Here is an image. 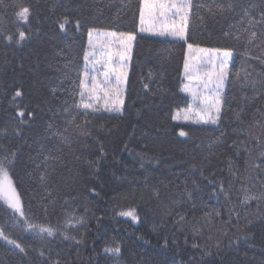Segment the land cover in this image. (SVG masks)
Instances as JSON below:
<instances>
[{"label":"trees","instance_id":"16d2710c","mask_svg":"<svg viewBox=\"0 0 264 264\" xmlns=\"http://www.w3.org/2000/svg\"><path fill=\"white\" fill-rule=\"evenodd\" d=\"M232 2L223 15L194 7L188 29L189 43L233 50L227 103L212 125L172 119L190 104L182 91L187 45L139 32V0H0V148L16 154L10 175L27 219L55 229L49 236L23 223L4 227L14 214L0 200V227L25 248L0 238V264H264V200L242 202L245 190L264 192L254 169L261 149L250 145L249 155L241 147L237 156L230 147L238 138L236 113L243 109L251 125L264 106V99L245 98L255 94L242 79L247 72L257 88L264 83V0ZM18 3L31 9L27 23L15 15ZM205 3L213 0H193ZM63 17L70 22L61 29ZM93 28L137 35L124 109L79 115L80 128L65 133V102L72 115L84 111L75 105ZM18 30L26 33L20 43ZM251 31L257 41L248 46ZM128 208L138 221L118 214ZM116 246L119 255L105 251Z\"/></svg>","mask_w":264,"mask_h":264},{"label":"snow or ice","instance_id":"6c2138e0","mask_svg":"<svg viewBox=\"0 0 264 264\" xmlns=\"http://www.w3.org/2000/svg\"><path fill=\"white\" fill-rule=\"evenodd\" d=\"M215 5V11L213 6ZM19 9L15 15L19 20L28 22L31 9L24 3L16 4ZM194 7L207 8L208 12L215 16L217 14L223 15L225 12H230L234 8L232 0H227L226 4H219L217 0H213L211 4L194 5L193 0H139L138 15H139V32H157L159 35L172 36L178 40H182L187 45V54L183 62L184 78L187 81L183 85L182 91L191 97V103L181 113L177 112L172 116L173 120L183 119L185 121L191 120L196 124H212L215 125L221 119V114L227 103L225 97V84L229 78V61L233 57V50L231 48H203L199 45L189 43L188 29L192 19V10ZM63 22L59 23L61 29L70 21L67 17H63ZM201 19H203L201 17ZM261 21H264V12L261 13ZM254 21H250L253 23ZM80 21H76V26L79 27ZM19 39L16 41L20 43L26 39V33L23 30H18ZM228 36L229 33H225ZM137 35L135 32H117L106 31L99 32L95 29L88 32V49L84 52L83 59L85 61V70L83 78L79 81V96L80 103L75 105L77 109H83V113L72 115L70 107L65 102L63 111L70 116L67 120L65 133L69 128L79 129L80 124L77 123V116L83 115L87 117L90 113H98L101 110L110 113H120L124 109V92L128 82V62L131 59V53L136 41ZM5 39L12 42L13 35L5 36ZM236 39H240L239 36ZM257 41V32L251 31L247 35V44L252 46ZM264 49V39L260 40L258 45ZM257 59H261L257 57ZM264 62V59L261 60ZM244 85H250L253 97H245L247 100L264 99V83H261L257 88V81L251 79L250 74L245 72L243 76ZM243 86V85H242ZM145 88L148 84L144 85ZM15 95H21L19 90ZM243 109L236 113V122L239 125V132L237 139L232 141L230 147L236 149L235 155H241L239 149L242 147L245 152L250 153V145H258L261 149V155L257 158L258 163L254 165L257 173V179H264V133L261 136L253 134V128L264 129V106L257 107L254 123L246 125L242 118ZM31 115V113H28ZM20 117L25 115L24 111L18 113ZM87 121H85V127ZM236 130L234 129V132ZM83 135H90L88 132L81 133ZM180 136H186L187 133L183 130L179 133ZM243 136V139L239 137ZM65 144L71 148V143L68 137H64ZM223 143V141H220ZM62 151V149H61ZM15 152L6 151L0 148V200H2L8 209L13 212V217L10 218L4 227L12 225L19 226L21 223L29 230L38 231L39 233H47L49 236L54 234L55 229L48 226L36 225L31 223L25 215L22 201L17 191L10 170L15 164ZM230 171L232 161L229 159ZM143 167V165H141ZM214 175V174H213ZM43 180L44 177L41 176ZM157 198H159V188L153 189ZM220 191L224 192V182L220 181ZM188 199H193L191 192L187 193ZM250 200H264V192L259 195H249L245 190L243 203L247 204ZM195 204H193V207ZM230 210V215H231ZM15 214H19L17 218ZM120 216L130 217L133 221H138L139 217L135 208H128L125 211L118 213ZM219 215V213H217ZM237 218L239 213H236ZM186 217L181 215L179 222L185 221ZM72 222L69 217L68 223ZM0 238L8 241V243L19 249L20 252H25V248L15 239H10L5 234L3 227H0ZM74 239V238H73ZM79 243V242H78ZM106 252H112L119 255L121 249L119 246L112 248H105ZM43 255V252L41 253ZM59 255V254H57ZM52 264H60V260H53Z\"/></svg>","mask_w":264,"mask_h":264},{"label":"rangeland","instance_id":"374dc122","mask_svg":"<svg viewBox=\"0 0 264 264\" xmlns=\"http://www.w3.org/2000/svg\"><path fill=\"white\" fill-rule=\"evenodd\" d=\"M93 29H95V30H97V31H99V32H101V33H103V32H106V31H111V30H106V29H97V28H93ZM92 30V29H91ZM144 33H146V34H152V35H157V36H161V35H159L157 32H144ZM161 37H167V38H173V39H177V38H174V37H172V36H168V35H164V36H161ZM200 47H203V46H200ZM203 48H210V47H203ZM88 49V48H87ZM132 51H133V49H132ZM187 52H188V50H187ZM131 58H132V53H131ZM130 62H131V59H130V61L128 62V75H129V67H130ZM231 63H232V58H231V60L229 61V65H228V67H229V71H230V67H231ZM185 83H187V81L185 80V78H184V83H183V85L185 84ZM226 83H227V81H226ZM182 88H183V86H182ZM225 88H226V84H225ZM126 89H127V86H126ZM185 93V92H184ZM224 93H225V90H224ZM187 94V93H186ZM125 95H126V90H125V92H124V101H125ZM188 95V94H187ZM189 96V95H188ZM189 98H190V103H191V97L189 96ZM187 107H185V108H182V109H178L177 111H176V113H175V115L177 114V112H183L185 109H186ZM176 121H179V122H192L191 120H187V121H185V120H183V119H177ZM181 130H183V129H180V131ZM180 131H179V133H180ZM183 131H185V130H183ZM14 185H15V183H14ZM16 186V185H15ZM17 188V187H16ZM17 191H18V189H17ZM18 193H19V191H18ZM19 195H20V193H19ZM20 198H21V196H20ZM22 201V200H21ZM19 215V214H18ZM45 227H47V226H45ZM10 238V237H9ZM11 239V238H10Z\"/></svg>","mask_w":264,"mask_h":264}]
</instances>
